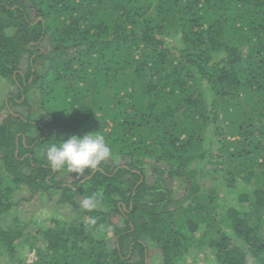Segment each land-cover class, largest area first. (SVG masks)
Wrapping results in <instances>:
<instances>
[{
  "label": "trees",
  "instance_id": "trees-1",
  "mask_svg": "<svg viewBox=\"0 0 264 264\" xmlns=\"http://www.w3.org/2000/svg\"><path fill=\"white\" fill-rule=\"evenodd\" d=\"M0 77V264H264V0H0ZM98 131L67 183L47 146ZM43 194L70 218L18 220Z\"/></svg>",
  "mask_w": 264,
  "mask_h": 264
},
{
  "label": "rangeland",
  "instance_id": "rangeland-1",
  "mask_svg": "<svg viewBox=\"0 0 264 264\" xmlns=\"http://www.w3.org/2000/svg\"><path fill=\"white\" fill-rule=\"evenodd\" d=\"M45 45V42H42V46ZM12 92L16 93V86L12 84L10 81L4 80L0 77V104L5 101L6 96ZM14 109L22 111L23 108L20 106H13ZM1 113H5V110L2 109ZM79 174L76 173H63V178L67 183H71L73 179L77 178ZM62 175H60L57 179H61ZM204 187H209V183L207 181L202 182ZM182 188H179L178 191L174 194V196L178 197L181 195ZM21 191H18V194ZM222 195L219 194L218 197ZM58 194H53L51 197L47 194H43L42 196H36L35 198H31L28 201H24L21 204H18L15 209L17 212L18 220L25 221L27 217L33 215L35 220L45 219L49 217H54L56 214L59 215V218L62 220H67L71 216V210L68 207H59L53 206L54 198H56ZM79 198V197H78ZM80 199V198H79ZM56 212V213H55ZM50 219V218H49ZM115 220V219H114ZM31 228L37 229L38 226H31ZM200 231V229L198 230ZM100 235L104 237L105 243L109 248H113L116 246L117 235L114 232V229L109 227H102L100 231ZM190 235V234H189ZM28 249H25L27 252ZM27 257L31 258L32 254L27 252ZM183 257V258H182ZM247 264H254L253 261L248 258ZM29 260V259H28ZM174 264H216L214 260V249L203 247L197 248L194 250L193 248L189 249L188 252H185L179 263L176 260H173ZM161 251L155 244H148L146 247V257L145 264H163L162 263Z\"/></svg>",
  "mask_w": 264,
  "mask_h": 264
},
{
  "label": "clouds",
  "instance_id": "clouds-1",
  "mask_svg": "<svg viewBox=\"0 0 264 264\" xmlns=\"http://www.w3.org/2000/svg\"><path fill=\"white\" fill-rule=\"evenodd\" d=\"M56 141L47 146L45 152L48 164L54 170L66 168L77 174L85 170H95L112 153L104 135L99 131ZM99 202V193L85 195L80 200V207L85 211H92L98 207ZM91 222L95 223V219L92 218Z\"/></svg>",
  "mask_w": 264,
  "mask_h": 264
}]
</instances>
